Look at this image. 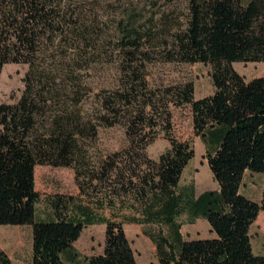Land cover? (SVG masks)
I'll list each match as a JSON object with an SVG mask.
<instances>
[{"label": "trees", "instance_id": "16d2710c", "mask_svg": "<svg viewBox=\"0 0 264 264\" xmlns=\"http://www.w3.org/2000/svg\"><path fill=\"white\" fill-rule=\"evenodd\" d=\"M99 2L0 0V78L7 63L28 65L20 98L0 100V225L32 226V264L76 263L74 243L94 223L106 225L104 248L87 264H138L125 221L167 227L148 232L152 264H264L250 234L264 184L260 202L241 191L246 172L264 174V75L248 79L233 66L264 61V0H187L182 20L163 10L149 26L137 6L123 8L115 20L121 84L94 91L83 73L103 57ZM155 61L211 65L214 92L196 98L191 80L151 87ZM185 105L218 183L199 194L180 189L195 156L191 140L172 134V106ZM115 124H124L128 145L93 160L88 141ZM159 127L170 147L154 159L147 146ZM39 164L73 167L79 188L52 196L47 220H36ZM182 215L206 219L214 235L185 239ZM0 264H13L3 250Z\"/></svg>", "mask_w": 264, "mask_h": 264}, {"label": "rangeland", "instance_id": "374dc122", "mask_svg": "<svg viewBox=\"0 0 264 264\" xmlns=\"http://www.w3.org/2000/svg\"><path fill=\"white\" fill-rule=\"evenodd\" d=\"M100 14L104 19L103 57L96 62L89 73H83L87 82L94 91L113 89L121 84V72L117 60L123 55L117 47L118 31L115 20L125 7L137 6L138 17L141 23L150 25V16L156 17L163 10H173L182 20L187 12V0H99ZM145 45L150 43L145 40ZM146 47V46H145ZM152 49V47H151ZM153 51V49L151 50ZM234 68L246 78L264 75V61L233 63ZM28 70L26 63H7L3 66L0 78V100L15 103L24 89V76ZM212 67L204 63H185L155 61L147 64V79L151 87H161L173 83L191 80L194 83L195 97L200 98L212 94L215 90L212 79ZM93 100V99H92ZM1 128V126H0ZM172 134L181 140L192 141L195 156L183 171L180 189L194 188L199 194L206 189H217L218 183L214 180L207 163L208 147L200 136L195 135L193 129L192 112L189 105L182 107L172 106ZM128 145V137L124 124L100 126L97 137L88 141L89 154L93 160L99 161L109 153ZM212 145L210 149H213ZM170 147L166 131L158 128L156 138L147 146L150 157L157 159L161 153ZM264 184L263 173L246 172L241 191L257 202L261 201ZM35 188L40 193V200L36 204V220H47L52 217V208L49 200L56 194L78 195L79 188L75 181V170L68 166H53L39 164L35 167ZM107 216L110 209H105ZM119 217V215H118ZM122 219V217H119ZM181 232L185 239L211 237L208 221L197 218L191 221L187 215L179 218ZM124 229L132 246L138 264H152L157 262L156 248L148 232L157 233L166 226L157 224H139L129 221L123 222ZM106 225L103 223L89 224L84 227L80 237L74 243V252L77 253L76 263L65 256L64 264H87L85 256L103 251ZM251 242L256 254H264V211H260L250 228ZM0 250L5 251L12 259L13 264H32V226L29 224L0 225Z\"/></svg>", "mask_w": 264, "mask_h": 264}]
</instances>
